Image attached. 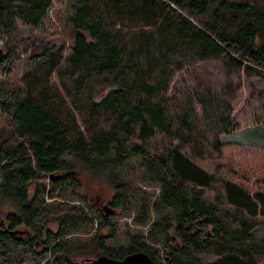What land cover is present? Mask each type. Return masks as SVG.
<instances>
[{
	"label": "trees",
	"instance_id": "16d2710c",
	"mask_svg": "<svg viewBox=\"0 0 264 264\" xmlns=\"http://www.w3.org/2000/svg\"><path fill=\"white\" fill-rule=\"evenodd\" d=\"M54 1L70 10L71 43H38L21 86L0 81V264L132 252L157 264H264V238L253 235L264 228V178L252 191L198 163L240 129L238 83L220 81L243 76L264 111V0H0V68L15 61L19 22L37 28ZM131 158L159 191L138 202L129 248L114 252L111 216L54 198L79 188V166L112 188L111 209L129 212L139 187L119 169Z\"/></svg>",
	"mask_w": 264,
	"mask_h": 264
},
{
	"label": "rangeland",
	"instance_id": "374dc122",
	"mask_svg": "<svg viewBox=\"0 0 264 264\" xmlns=\"http://www.w3.org/2000/svg\"><path fill=\"white\" fill-rule=\"evenodd\" d=\"M70 15V10L65 4L54 1L37 28L31 29L27 25L19 22L16 35L18 43H15L16 47L14 46L16 54L15 61L12 63L11 69L7 68V71H5V69L1 70L0 81L2 82L4 79L9 78L11 87L13 89H18L21 86L20 79L22 75L32 66L30 64L32 61L31 58L34 59V56L40 51L38 43L49 41L55 45L65 44V46H68L71 43L72 36V30L68 24V17H70ZM5 44L4 39L1 38L0 48L3 51H5ZM198 72L201 74L200 70ZM219 78L224 80L222 75H219ZM236 78L237 77L233 76L228 82L220 81V85L217 86L221 88L222 84H228L229 86L235 85L237 89L238 83V95L236 90L233 97V115L240 129L229 134L218 135L216 139L222 144L221 152L219 154L207 155L210 156L209 159H200L198 163L210 171L217 170L219 174L227 175L233 179H236L235 177H245V184L248 189L253 191L256 187H262L258 184H254L257 177L264 178V111L261 108L257 96L251 95V99H249V92H247L246 86L247 82L244 80V77L240 76L238 80ZM212 80L213 79H208V82L213 85H215V82L219 81ZM187 82L190 83V79ZM180 84L178 80L177 87L180 86ZM160 140H162V136L157 135L150 141L149 152L151 154H153L156 142ZM139 173L140 167L137 158L129 159L125 165L119 169V174L123 181H132L136 187L140 188H136L137 193L133 196L132 208L127 213L111 209L109 202L113 194L112 188L103 180L95 179L90 176L79 166L74 170V175L80 183L79 188L72 187L66 197L59 196L54 198V200H56L55 202L57 203H70L79 205L83 208H90L96 216L97 214H103L106 210L105 207L108 208L109 213L107 216H111V221L116 226V234L113 238L106 241V246L114 252L120 250L125 251L129 248L127 232L136 229L131 228L130 222L137 214L138 202L147 197L152 201L156 198L159 191V187L157 186H148L140 182L138 179ZM32 194L33 188H30L28 190L29 197H31ZM79 198L83 201L78 200ZM6 211V206L0 208V221L4 219ZM149 215L150 222L157 218L156 214L152 211H150ZM149 223L147 225H149ZM147 225H145V228ZM48 227L53 230L55 229V226L51 224ZM146 232L147 231L143 227V233ZM253 235L258 240L263 239L264 228H257L253 232ZM81 237L85 238L87 235H81ZM155 247L162 249L159 244H155ZM42 249L43 248L40 247L39 251ZM90 257L94 258L96 256ZM77 258L80 260L83 259L84 256H79Z\"/></svg>",
	"mask_w": 264,
	"mask_h": 264
},
{
	"label": "water",
	"instance_id": "95a60500",
	"mask_svg": "<svg viewBox=\"0 0 264 264\" xmlns=\"http://www.w3.org/2000/svg\"><path fill=\"white\" fill-rule=\"evenodd\" d=\"M5 56L4 51L0 48V62ZM105 214L109 213V209L105 207ZM111 210V209H110ZM24 231L15 230L11 231V234H21ZM93 264H157L144 252H132L124 256L122 259H114L105 255H100L96 257L93 261Z\"/></svg>",
	"mask_w": 264,
	"mask_h": 264
},
{
	"label": "built area",
	"instance_id": "2783aa9c",
	"mask_svg": "<svg viewBox=\"0 0 264 264\" xmlns=\"http://www.w3.org/2000/svg\"><path fill=\"white\" fill-rule=\"evenodd\" d=\"M5 66H6V64H2V65H1V68H0V78H1V73H2L1 70H2Z\"/></svg>",
	"mask_w": 264,
	"mask_h": 264
}]
</instances>
